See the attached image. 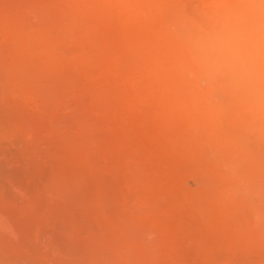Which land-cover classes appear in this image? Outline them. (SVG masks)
I'll use <instances>...</instances> for the list:
<instances>
[{
    "label": "bare ground",
    "instance_id": "6f19581e",
    "mask_svg": "<svg viewBox=\"0 0 264 264\" xmlns=\"http://www.w3.org/2000/svg\"><path fill=\"white\" fill-rule=\"evenodd\" d=\"M190 1L0 0L2 254L20 247V264H170L166 248H142L133 234L151 215L109 206L106 192L109 183L135 189L128 172L143 159L166 175L174 161L194 158L168 116L180 114L189 129L197 114ZM223 3L239 13L264 0ZM91 127L103 136L88 137ZM256 146L264 112L233 125L237 173Z\"/></svg>",
    "mask_w": 264,
    "mask_h": 264
},
{
    "label": "rangeland",
    "instance_id": "374dc122",
    "mask_svg": "<svg viewBox=\"0 0 264 264\" xmlns=\"http://www.w3.org/2000/svg\"><path fill=\"white\" fill-rule=\"evenodd\" d=\"M190 2L194 26L187 30V78L196 92L191 99L197 114L189 129L180 114L168 116L194 158L174 161L165 167L166 175L143 159L128 172L136 188L125 189L124 182L123 189L114 190L109 183L106 201L140 218L151 215L133 234L142 248H166L170 264H263L264 146L253 147L252 160L240 164L237 173L231 139L234 124L248 126L264 112V4L236 13L223 0ZM121 36L131 39L129 32ZM87 136L99 138L103 132L91 127ZM162 214L180 222L162 225L157 219ZM23 252L20 247L6 255L0 251V264H20Z\"/></svg>",
    "mask_w": 264,
    "mask_h": 264
},
{
    "label": "crops",
    "instance_id": "0c3cea01",
    "mask_svg": "<svg viewBox=\"0 0 264 264\" xmlns=\"http://www.w3.org/2000/svg\"><path fill=\"white\" fill-rule=\"evenodd\" d=\"M250 264H260V263L257 260H252V262Z\"/></svg>",
    "mask_w": 264,
    "mask_h": 264
}]
</instances>
